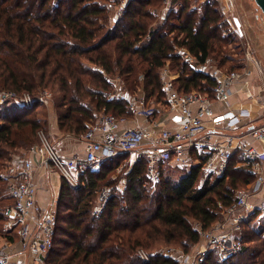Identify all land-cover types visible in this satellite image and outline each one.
<instances>
[{
  "label": "trees",
  "instance_id": "trees-1",
  "mask_svg": "<svg viewBox=\"0 0 264 264\" xmlns=\"http://www.w3.org/2000/svg\"><path fill=\"white\" fill-rule=\"evenodd\" d=\"M117 1L0 0V91L36 96L50 87L58 95L54 108L60 129L80 138L104 109L119 118L131 117L129 104L139 94L164 100L161 70L167 65L179 75L174 81L179 93L198 91L213 99L217 81L209 70L191 69L180 51H188L199 63L212 59L215 68H225L232 37L241 40L234 33L224 35L228 22L219 7L202 0H171L160 23L154 16L164 0H131L122 17L110 21ZM194 4H200L201 10ZM244 66L245 57L226 71H241ZM107 76L121 80L119 99L109 96L113 85ZM40 105L21 106L0 125L1 223L13 203L2 170L16 151L37 145L38 131L47 129V117L37 118ZM208 158L209 154L193 150L192 164L186 169L162 162L156 186L148 179L144 158L113 178L122 156L105 160L97 172L81 173L79 188L62 178L48 264H179L174 257L161 256L158 248L174 244L187 253L197 250L202 232L222 219L215 195L231 201L256 180L239 151L222 176L205 175L202 165ZM105 187L109 196L98 215L96 207ZM241 239L243 251L223 264H264L263 234L252 218L245 223ZM140 249L150 252V262L139 257ZM205 264H218L216 255Z\"/></svg>",
  "mask_w": 264,
  "mask_h": 264
},
{
  "label": "built area",
  "instance_id": "built-area-1",
  "mask_svg": "<svg viewBox=\"0 0 264 264\" xmlns=\"http://www.w3.org/2000/svg\"><path fill=\"white\" fill-rule=\"evenodd\" d=\"M129 1L131 0L124 1L122 13ZM164 2L166 14L171 0ZM208 2L220 6L227 22L233 18L236 26L231 28V32L240 39L246 38L241 24H238L239 21L234 16L232 0ZM180 52L191 69L197 72L210 71L211 77L217 81L213 99L198 91L179 93L174 83L179 75L167 65L161 70L165 102L147 98L141 93L129 104L135 117L149 120V126L122 127L126 118H119L104 109L102 113L95 114L94 121L87 125V132L81 136L86 142L85 155L62 156L48 134L40 130L39 142L29 150L28 158L31 155L39 156L40 165H51L74 188L81 186V173L93 171L105 160L120 155L135 160L146 159L148 179L153 186L161 181L159 166L162 162H172L185 166L186 169L190 166L189 158L193 150L209 154L208 160L202 165L206 176L224 175L237 148L233 146L234 135L221 134L220 130L225 128L237 132L248 127V134L253 141L264 144V111L262 123L256 125L247 109L219 112L217 108L230 104L235 93L234 87L240 84L249 87L255 73L264 94V67L256 58L249 42L244 45L245 66L241 71L228 72L220 68H213L211 71L212 59L199 63L188 51ZM109 79L107 76L106 80ZM121 93L122 90H118L112 98L119 99ZM48 97L50 95L47 93L34 98L29 93L0 91V104L16 101L28 108L39 102L47 103ZM160 105H164V108ZM217 138L223 140L218 141ZM238 151L243 157L244 165L249 167L256 180L248 188L238 191L236 198L229 203L218 200L222 219L210 230L202 232L201 247L192 253L181 251L178 255L172 249L162 250L161 256L174 257L179 264H205L215 254L217 263L223 264L243 251L241 235L245 223L251 216L258 221L264 219V198L259 203L252 201V198L264 192V152L252 144L242 145ZM35 171L33 162L27 159L22 164L8 166L1 174L13 203L5 210V235L0 247V264H15L16 256L22 258L25 264H48L47 259L54 249L58 215L54 207L45 208L38 202ZM108 196V190L104 189L99 196L100 204L96 207V214L99 215L103 210ZM138 255L146 263L152 259V255L144 249H140Z\"/></svg>",
  "mask_w": 264,
  "mask_h": 264
},
{
  "label": "rangeland",
  "instance_id": "rangeland-1",
  "mask_svg": "<svg viewBox=\"0 0 264 264\" xmlns=\"http://www.w3.org/2000/svg\"><path fill=\"white\" fill-rule=\"evenodd\" d=\"M125 0H118L117 3H114V7H113V12L111 13V18L110 21H114L115 18H120L122 17L123 13H122V9H123V3ZM208 1V0H207ZM206 2V1H205ZM232 4H233V10H234V16L237 18V20L239 21L238 24H241L242 29L245 33L246 38L244 39H240L241 41L237 40L234 36H233V32H231V28L236 26V23L233 21V18H231L230 22H228V27L227 29H224V35H232L233 39L232 42H230V44L228 45L229 48V54L228 56L230 57V61L226 63L225 68H223L224 71H226L232 64H236L237 62H240L241 59L244 56V45L245 42H249L252 50L255 53L256 58L262 63L263 67H264V15L262 13V11L258 8V6L255 3V0H232ZM202 3V2H201ZM215 5H217L220 9V6L215 3ZM201 5L199 4H194L193 8H199L198 10H201ZM162 9H159L157 12H155V22H162L163 19L165 18V2H163V5L161 6ZM221 10V9H220ZM200 13V12H199ZM113 23V22H112ZM159 24V23H158ZM83 62L85 64H87L88 66H90L93 69L96 70H100L99 68H97L96 66L90 64L87 60H83ZM243 62V61H242ZM213 66H211V70H213L212 68H215V64L214 62H212ZM109 82L113 85L111 90V95L109 94V96H113L116 95L118 90H121L122 88V82L121 80L117 79V76H109ZM117 79V80H114ZM86 84L88 86H91V82L89 80L86 81ZM253 87V86H252ZM93 88V87H92ZM45 93L49 94L50 97L47 98V103H42V105H40L36 110H38L37 113V118H39L40 120H44L46 117L48 119H50V117L52 115H55L56 117V110L54 108V103L57 99V94H55V92L49 87L47 89L44 90H40L36 96L32 95L34 98H39L41 96H43ZM250 94V95H247ZM247 94L243 93V92H238L236 93L235 97L232 100V106L234 107H242V106H250L251 110L257 115H262L263 111H264V103L262 100V106L261 104L258 102V99H255L257 96V94H255L254 91H248ZM248 96V97H247ZM155 99V98H154ZM165 102V99L162 100ZM252 104H251V103ZM87 103V101H86ZM161 108H164V105H160ZM53 117V116H52ZM46 134H48L49 132V128L47 127V129H42ZM49 139L52 141V137L48 134ZM79 138V137H78ZM53 142V141H52ZM36 146V145H35ZM34 148V147H32ZM31 148V149H32ZM30 149V150H31ZM261 152L263 150H260ZM16 155L13 156V161L7 163L5 166V169H3L2 171L5 172V170L7 169L8 166L13 165L14 163L17 164H22L24 161H26L28 159V153H29V149H21L16 151ZM175 166V164H173ZM3 166V167H4ZM132 167V164H128L123 166V169H120L118 171V173H116L113 178H117V176L119 174H122L124 172V174H126L127 170H129V168ZM175 170V169H172ZM175 172V171H174ZM202 184H200L201 186ZM123 183L120 182V184L118 185V190L122 191L123 190ZM104 189H107L109 191V189L107 187H105ZM103 189V190H104ZM221 200V199H219ZM252 218V221L255 222V226H257V229L261 231V233L263 234V238H264V219L258 221L257 218L254 217H250L249 220ZM4 230H3V222H0V236H4ZM2 246V244H0V247ZM167 249H172V252L174 254H179L181 251L187 253L184 248H182L181 246L178 245H163L161 247L158 248L159 252L160 251H164ZM149 252V251H148ZM150 253V252H149Z\"/></svg>",
  "mask_w": 264,
  "mask_h": 264
},
{
  "label": "crops",
  "instance_id": "crops-1",
  "mask_svg": "<svg viewBox=\"0 0 264 264\" xmlns=\"http://www.w3.org/2000/svg\"><path fill=\"white\" fill-rule=\"evenodd\" d=\"M175 10H178L177 6L175 7ZM251 81H252V84L249 87L243 86L242 84L234 87L235 93L231 99L230 104L227 106H219L217 108V110L219 112H221V111L227 110V109H239V108L247 109L251 112V117H252L251 120L254 121L256 125H260L262 123V115L260 116V115H257L256 112L254 113L250 109L251 105L250 106H242V107L232 106V100L235 97L236 93L243 92V93L247 94L248 91H254L255 94H257L256 95L257 97L255 99H258V102L262 106V100L264 103V94L261 91L260 84H258L256 73L252 76ZM247 95H250V94H247ZM248 98H251V95ZM20 107H21V105L16 101H7L3 104H0V125L3 124V120H4L5 116H7L10 113L11 114L14 113L16 111V109L20 108ZM52 116L50 117V119L47 118L49 121L48 122V128H49L48 134L52 137V139H53L52 141H53L54 145L56 146L58 152L62 156H65V157H71L74 155H80V156L85 155L86 142L84 140H82L80 137L78 138V137H74L71 135L64 134V132L59 127L58 119L55 117V115H52ZM94 118H95V116H94ZM124 118H126V121L122 125V127H125V128H127V127H138V126H140V127L149 126V120H147L145 118H136L133 113H132L131 117H124ZM248 132H249L248 127L241 128L237 132L228 131L225 128H222L220 130L221 134L230 133L231 135H234L233 146L235 148H237L235 152H237L238 149H240V147L242 145H246V144L255 145L259 148V150H263L262 152H264V144L253 141V139L249 136ZM217 139H218V141L223 140L220 138H217ZM122 157H124V160H123V163H122V166L120 169H123V166L128 165V164L133 165L138 160V159L137 160L129 159L126 156H122ZM28 159H30L33 162L34 167L36 169L35 181H36V185H37V200H38V202L45 208L54 207L56 210L57 204L59 202L61 189H62V183H63L62 182L63 179H62L60 173L57 170H55L51 165H45V166L40 165L41 160H40L39 156H37V155H31V156H29ZM192 161L193 160L189 158L190 165L192 164ZM195 163L201 164L199 160H196ZM100 168H101V166L97 167L95 170H93V172L99 171ZM120 169H118V171ZM201 184H202V181H201ZM249 186H251V184ZM215 196L218 200L221 199L223 202L225 201L226 203L230 202V200H228L224 196L223 197L218 196V195H215ZM263 198H264V192L258 194L256 197L252 198V201L255 203H257V202L259 203ZM3 240H4V238L2 236H0V244L3 243ZM202 244H203V240L201 241V244L199 247H201ZM15 260L17 262L15 264H25V262L22 260V258H20L18 256H16Z\"/></svg>",
  "mask_w": 264,
  "mask_h": 264
},
{
  "label": "water",
  "instance_id": "water-1",
  "mask_svg": "<svg viewBox=\"0 0 264 264\" xmlns=\"http://www.w3.org/2000/svg\"><path fill=\"white\" fill-rule=\"evenodd\" d=\"M255 3L264 15V0H255Z\"/></svg>",
  "mask_w": 264,
  "mask_h": 264
}]
</instances>
